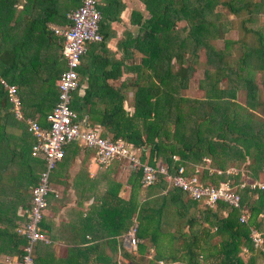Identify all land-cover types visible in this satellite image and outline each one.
<instances>
[{
    "label": "trees",
    "instance_id": "1",
    "mask_svg": "<svg viewBox=\"0 0 264 264\" xmlns=\"http://www.w3.org/2000/svg\"><path fill=\"white\" fill-rule=\"evenodd\" d=\"M139 1L146 14L131 11L129 20L136 30L127 36V47L141 54L131 67L135 78L114 87L106 82L109 71L91 77L82 92L78 86L71 93L70 108L80 121L86 117L90 127L98 124L102 135L130 144L142 161L160 162L167 173L175 174L181 166L189 175L207 157L212 167L244 168L248 176L264 180V0ZM105 2L107 6L98 7L99 31L107 19H117L123 7L120 0ZM78 5L79 0H0V79L16 87L21 109L32 105L40 118L55 104L65 68L61 39L49 23H66V13ZM226 11L239 20L242 35L225 39L217 48L213 41L224 39L234 23ZM232 47L236 55L231 58ZM201 63L202 76L197 79L201 96L183 95ZM127 89L132 90L131 112L123 108ZM239 94L243 103L237 100ZM10 115L0 83V256L19 257L25 239L15 231L22 222L16 210L18 205L28 206L37 174L25 158L27 169L11 168L19 153L9 143ZM162 176L141 188L140 171L129 170L127 198L118 196L116 181L84 211L85 233L91 239L109 236L104 242L113 246L112 253L97 254L98 262L255 264L257 256L264 260L248 236L253 227L264 240V188L237 189L238 208L223 201L211 208L178 188H166ZM222 178L199 173L203 183ZM241 211L248 213L246 222H239ZM133 219L136 251L128 252L119 241L117 251L115 237L125 235ZM40 227L43 232L48 229L42 222ZM93 247L70 248L61 260L49 246L39 250L37 245L33 264H88ZM244 252L249 253L246 258Z\"/></svg>",
    "mask_w": 264,
    "mask_h": 264
},
{
    "label": "built area",
    "instance_id": "2",
    "mask_svg": "<svg viewBox=\"0 0 264 264\" xmlns=\"http://www.w3.org/2000/svg\"><path fill=\"white\" fill-rule=\"evenodd\" d=\"M99 0H79V5L66 13V24L51 27L52 32L61 39L62 54L65 68L59 75L57 84V100L46 116L48 126H40L30 117H23L16 87L0 80L6 90L7 101L15 117L22 119L27 131L33 136L30 155L42 159L43 166L38 172L36 183L30 187L29 204L17 210L22 222L15 228L18 235L24 237L25 243L19 257H5L6 264H33V252L38 243L48 244L50 241L40 227L47 206V196L55 190L50 184V174L57 162L63 157L64 147L70 142H77L83 148L93 151L94 161L98 167H107L113 161L125 163L130 171H140V186L145 188L153 184L158 174L163 175L166 188H178L186 195L207 207L213 208L218 201H223L231 207H239L240 195L237 189L264 188V180H258L247 175L244 168L227 166L215 168L209 165V158L203 157L204 169L208 174L223 176L216 183H203L199 180L200 167L195 165L193 172L184 175L183 167L179 166L175 174L167 173L165 167L157 162L151 165L142 161L137 150L122 139H112L102 135L94 127H84L82 121L70 108L71 93L79 86L78 66L86 46L102 39L99 31L100 12ZM264 24V12H262ZM176 160V156H172ZM248 213L241 211L239 222H246ZM136 222L133 219L124 236L128 252L135 253L138 238L135 236ZM254 250L264 255V240L259 231L250 228L249 234ZM244 250H246L244 248ZM156 264H180L178 261L166 262L157 260Z\"/></svg>",
    "mask_w": 264,
    "mask_h": 264
},
{
    "label": "crops",
    "instance_id": "3",
    "mask_svg": "<svg viewBox=\"0 0 264 264\" xmlns=\"http://www.w3.org/2000/svg\"><path fill=\"white\" fill-rule=\"evenodd\" d=\"M120 1L123 7L118 13L117 19L112 17L102 23L100 33L103 38L98 42L88 43L85 53L80 58L78 71L80 70L82 73L78 74V76L79 88L81 90L87 85L91 77L99 78L102 72H110L111 76H108L106 82L114 87L119 83L130 84L135 78V72L131 67L138 62L141 54L127 47L128 33L136 30V24H132L129 17L132 10H139L143 14H146V12L139 0ZM104 6H107L105 0H99L98 7ZM111 12L110 16H113L114 9ZM64 24L49 23V28L60 27ZM126 92L127 100L123 101V108L132 110V106L130 105L132 90L127 89ZM20 110L23 117L35 119L40 126H48L46 117L40 118L36 108L32 105L24 104L22 109L20 106ZM9 112L11 114L8 117L9 143L19 153V156L16 155L14 157L11 168L19 167L22 170L28 168L26 163L22 161L21 155L24 154L25 159L32 164L33 172L38 176V172L42 168V159L28 154L34 138L27 131L25 122L15 117L10 109V104ZM81 121L84 127H90L86 117H83ZM93 127L102 131L98 124H93ZM63 150V157L57 162L50 174V184L55 190L56 196L53 194L47 196V206L41 221L43 225L48 227L44 232L50 242L48 243L49 245L43 243H38L37 245L39 250H42L45 245L49 246V251L54 252L61 260L67 257L70 248L81 249L94 245L91 248L88 264H101L96 260L97 254L101 251L106 254L113 252V246L106 245L104 242V240H109L110 237L91 239L90 233H85V228H83L81 221L85 215L84 211L87 210L88 206L97 202L103 196L104 189L111 186L114 182L120 183L118 196L124 199L127 198L129 188L125 182L127 174H123L116 167V163L119 166L125 163L113 161L107 167H98L94 161L93 151L83 148L77 142L68 143ZM195 165L200 167L199 173L206 171L208 174L207 170L204 169L206 164L202 162V159L199 164ZM22 208L24 207L18 205L17 210ZM124 236V234H121L115 237L117 239V243L115 244L117 251H119L118 241L126 248ZM4 258V256H0V262Z\"/></svg>",
    "mask_w": 264,
    "mask_h": 264
},
{
    "label": "rangeland",
    "instance_id": "4",
    "mask_svg": "<svg viewBox=\"0 0 264 264\" xmlns=\"http://www.w3.org/2000/svg\"><path fill=\"white\" fill-rule=\"evenodd\" d=\"M226 13L228 14V12L226 11ZM230 18L234 19V23H233V27H231V29L229 31H227L224 35V39H217L215 41H213V44L217 47V48H222L224 46V40H230V39H236L237 37H240L242 35V29L239 27V20L236 19L234 16L228 14ZM260 20V19H259ZM261 20L262 17H261ZM260 20V21H261ZM236 55V51L235 48L232 47L231 48V58L232 56ZM202 66L203 64L201 63L199 66H197V70L196 72L193 74V78H190L188 81V87L184 90L181 91V93L185 96H194V97H198L201 96V92L199 91V89L197 88V79H199L202 76ZM238 102L243 103V96L242 94H239L237 97ZM101 106H103L101 104ZM129 112H131V109H127ZM22 158L24 159L25 156L24 154L21 155ZM116 167H118L117 170L121 171L123 174H127L129 172V169L127 168V166L125 164H122V166H119V164L116 163ZM121 165V164H120ZM53 171V170H52ZM214 176H217L214 174ZM173 223H175L173 221ZM174 227H170L169 229H173ZM243 258L247 257V252H244L242 254ZM5 259V258H4ZM2 262H4V260L2 259ZM255 264H264V260L261 256H257L256 258V262Z\"/></svg>",
    "mask_w": 264,
    "mask_h": 264
},
{
    "label": "water",
    "instance_id": "5",
    "mask_svg": "<svg viewBox=\"0 0 264 264\" xmlns=\"http://www.w3.org/2000/svg\"><path fill=\"white\" fill-rule=\"evenodd\" d=\"M79 92H82V90H81V88H79V90H78Z\"/></svg>",
    "mask_w": 264,
    "mask_h": 264
}]
</instances>
